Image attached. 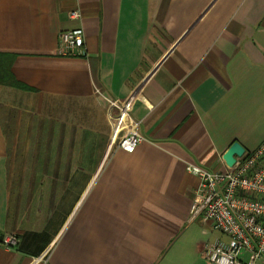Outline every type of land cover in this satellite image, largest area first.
Segmentation results:
<instances>
[{
  "label": "crops",
  "instance_id": "0c3cea01",
  "mask_svg": "<svg viewBox=\"0 0 264 264\" xmlns=\"http://www.w3.org/2000/svg\"><path fill=\"white\" fill-rule=\"evenodd\" d=\"M0 53L31 88L0 84V264H210L187 166L264 142V0H0Z\"/></svg>",
  "mask_w": 264,
  "mask_h": 264
},
{
  "label": "built area",
  "instance_id": "2783aa9c",
  "mask_svg": "<svg viewBox=\"0 0 264 264\" xmlns=\"http://www.w3.org/2000/svg\"><path fill=\"white\" fill-rule=\"evenodd\" d=\"M71 19L80 18V12L69 13ZM63 55L83 54L84 35L80 30H65L59 35ZM124 120L128 119L129 104L112 102ZM118 141V146L127 152L134 151L143 141L135 130L137 123L130 122ZM187 171L199 178L198 199L192 211L210 223L212 230L228 237L229 242L215 241L202 248V256L210 264H264V142L252 152L236 157L233 166L209 170L189 164ZM7 249L16 247V234L3 236ZM243 253L248 260H243Z\"/></svg>",
  "mask_w": 264,
  "mask_h": 264
},
{
  "label": "trees",
  "instance_id": "16d2710c",
  "mask_svg": "<svg viewBox=\"0 0 264 264\" xmlns=\"http://www.w3.org/2000/svg\"><path fill=\"white\" fill-rule=\"evenodd\" d=\"M13 56L8 53H0V84L13 86L19 89L31 90L30 87L19 82L11 71Z\"/></svg>",
  "mask_w": 264,
  "mask_h": 264
},
{
  "label": "water",
  "instance_id": "95a60500",
  "mask_svg": "<svg viewBox=\"0 0 264 264\" xmlns=\"http://www.w3.org/2000/svg\"><path fill=\"white\" fill-rule=\"evenodd\" d=\"M244 153V147L240 143L234 142L223 155V158L227 165L233 166L236 163V157H241Z\"/></svg>",
  "mask_w": 264,
  "mask_h": 264
},
{
  "label": "rangeland",
  "instance_id": "374dc122",
  "mask_svg": "<svg viewBox=\"0 0 264 264\" xmlns=\"http://www.w3.org/2000/svg\"><path fill=\"white\" fill-rule=\"evenodd\" d=\"M117 110V109H116ZM117 113H115L114 114V116H113V121L115 122V123H120V122H123L124 121V117H123V115H121L120 113H119V110H117L116 111ZM205 228H207V229H209V226H206L205 225ZM212 230V229H211ZM213 234V233H212ZM216 235V233H214L213 235H212V237H214Z\"/></svg>",
  "mask_w": 264,
  "mask_h": 264
}]
</instances>
